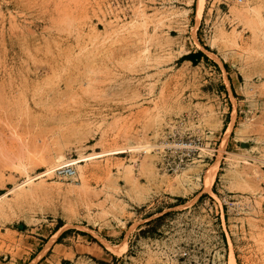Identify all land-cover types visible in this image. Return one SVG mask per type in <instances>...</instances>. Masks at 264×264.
<instances>
[{
  "label": "rangeland",
  "instance_id": "rangeland-1",
  "mask_svg": "<svg viewBox=\"0 0 264 264\" xmlns=\"http://www.w3.org/2000/svg\"><path fill=\"white\" fill-rule=\"evenodd\" d=\"M232 257L264 264V0H0V264Z\"/></svg>",
  "mask_w": 264,
  "mask_h": 264
},
{
  "label": "built area",
  "instance_id": "built-area-1",
  "mask_svg": "<svg viewBox=\"0 0 264 264\" xmlns=\"http://www.w3.org/2000/svg\"><path fill=\"white\" fill-rule=\"evenodd\" d=\"M239 2L242 3L244 0H239ZM201 146L202 143L200 139H181L163 143L161 150L164 159H166L168 155L176 154L181 160L180 165H182L185 161H190ZM168 166L170 167V164H168ZM55 176L58 178L73 179L76 177V172L71 166H66L56 170Z\"/></svg>",
  "mask_w": 264,
  "mask_h": 264
},
{
  "label": "bare ground",
  "instance_id": "bare-ground-1",
  "mask_svg": "<svg viewBox=\"0 0 264 264\" xmlns=\"http://www.w3.org/2000/svg\"><path fill=\"white\" fill-rule=\"evenodd\" d=\"M226 146V144L224 145V147ZM7 154H8V152H7ZM9 160V159H8ZM8 164H9V166L10 165H13V166H15V164L14 163H12L10 160H9V162H8ZM64 167H66V166H64ZM59 168H63V166H55V168H53V169H49L48 170V172H53L54 174H55V171L56 170H58ZM217 170V169H216ZM216 170H213L212 171V173H210V171H209V173L208 174H206V176H205V180H204V186L207 188V190L208 191H210V192H212V186H213V184H214V182H215V178H216ZM47 172V173H48ZM77 173V172H76ZM25 174H26V176H28L29 177V172L28 171H26L25 172ZM77 175V174H76ZM78 176V175H77ZM76 177H74L73 179H75ZM72 180V179H71ZM81 182H82V176H81ZM80 184V183H79ZM82 185V184H81ZM195 199V198H194ZM195 202V201H194ZM58 236V234L55 236V238ZM108 247L112 250L113 249V247H111V246H109L108 245ZM232 264H236V261H235V258L234 257H232Z\"/></svg>",
  "mask_w": 264,
  "mask_h": 264
},
{
  "label": "trees",
  "instance_id": "trees-1",
  "mask_svg": "<svg viewBox=\"0 0 264 264\" xmlns=\"http://www.w3.org/2000/svg\"><path fill=\"white\" fill-rule=\"evenodd\" d=\"M201 56H203L202 54H200Z\"/></svg>",
  "mask_w": 264,
  "mask_h": 264
}]
</instances>
